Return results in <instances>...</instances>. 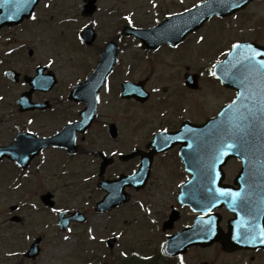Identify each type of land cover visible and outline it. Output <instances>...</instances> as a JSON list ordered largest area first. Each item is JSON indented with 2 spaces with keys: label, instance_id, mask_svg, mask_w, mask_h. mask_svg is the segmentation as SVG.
Here are the masks:
<instances>
[{
  "label": "flooded vegetation",
  "instance_id": "flooded-vegetation-1",
  "mask_svg": "<svg viewBox=\"0 0 264 264\" xmlns=\"http://www.w3.org/2000/svg\"><path fill=\"white\" fill-rule=\"evenodd\" d=\"M42 1L35 4L29 18L0 29V46L14 45L10 51L2 52L7 64L24 62L26 26L31 28L39 21ZM79 1L78 12L71 9L75 16L84 20L81 22L83 25L76 26L73 31L79 32L83 28L94 31L91 45L81 44L86 52L93 53V59L105 53L107 60L112 61L111 71L105 77L95 75L92 78L93 67L87 64L84 74L68 86H62L60 75H55L57 82L51 88H39L32 93V101L38 104L34 109L18 110L20 119L15 125L3 126L0 121V146L9 145L16 134H22L19 155L23 166L8 158L0 161L2 168L6 169L4 181L0 183L1 188L5 186L3 191L9 193L11 187L17 185L19 189L28 188V192L34 193L39 202L41 195L49 193L56 204L54 191L58 175L69 172L68 176L72 177L73 172H80V184L87 189V196L90 198L97 194L93 200L95 203L105 195L101 182L114 179L117 182V197L126 199L107 212L115 213L120 223H126V226L118 228L117 245L121 243L123 233H128L129 226L133 228L130 233L135 231L148 239V244L143 246H136L135 243L136 248L130 251L139 257L133 255L130 264H264V243H261L264 183H254L258 179L253 176L243 179L246 191L242 198L237 199L242 201L239 204L246 211L245 223L229 224L235 215L224 205L212 210V213L218 214L220 229L229 235L231 245L238 244L233 239H237L238 235L251 238L243 243V248L231 250L214 240L206 246L198 244L202 237H216V233H203L200 224L205 219L204 228H209L210 216L202 215L201 203L194 208L180 205L176 197L182 185L193 175L195 178L188 183L187 189L201 190L209 187L214 180L212 177L218 174V166L224 158L216 154L213 157L212 146L203 144V140L208 138L204 137L207 132L213 133L215 152L220 150L218 141L231 142L237 138L230 128L233 121H213L207 129L202 127L206 123L202 114L209 107L206 117H215L223 105L232 102L235 97L233 86L222 85L210 74V70L225 56L230 45L229 41L214 37L215 24L226 22L239 12L222 17L213 15L199 28L182 37L178 32L185 30L186 25L180 19L170 17L204 0H140L141 7L132 0L128 12L131 23L127 20L123 22V9L118 0H113L110 7H106V0ZM257 1L250 2L248 6ZM10 3L16 4L15 0ZM32 15L37 19L33 20ZM125 27L163 29L166 35L156 34L148 42L134 35H124ZM202 36L204 40L200 41ZM108 44L113 47L110 45L105 51ZM260 44L264 46V35ZM20 76L17 82L19 94L27 89L23 75ZM80 81L84 84L83 98H69V92ZM203 88L207 90L205 94H202ZM93 106L95 108L91 112ZM83 110H87L86 115L90 119H86L87 125L82 132L71 128L59 137L56 142L59 146L43 144L42 140L54 136L66 124L78 121ZM21 146L26 150H21ZM239 149L240 146L232 148V155ZM148 153L152 154V164L147 178L139 185L137 175L142 172L140 161ZM104 162L106 164L100 175ZM72 166L79 171L72 170ZM221 172V183L233 188L238 186L235 179L244 173L237 156L225 159ZM259 172L264 173V169ZM9 175L13 179L8 180ZM78 184L76 182V186ZM193 222L197 225L193 233L184 235V250L179 254H165L164 241ZM155 239L158 240L156 247H152L150 244ZM149 247L151 252L142 251Z\"/></svg>",
  "mask_w": 264,
  "mask_h": 264
},
{
  "label": "rangeland",
  "instance_id": "rangeland-1",
  "mask_svg": "<svg viewBox=\"0 0 264 264\" xmlns=\"http://www.w3.org/2000/svg\"><path fill=\"white\" fill-rule=\"evenodd\" d=\"M112 1L106 0V7H110ZM118 1L123 9L122 12L131 10L132 0ZM135 1L141 7L140 0ZM47 2L49 6L45 8L44 3L46 5ZM42 5V11L38 12L39 21L33 23L31 28L26 26L25 60L19 65L17 63L14 65L19 66L23 72H33L34 65L38 62L44 63L51 60L53 69L57 75H60L62 86H66L79 75H83L86 70L84 62L90 64L93 59L92 52H86L75 44L71 32L73 22L62 23L64 18L71 16V8L78 12L80 1L43 0ZM83 20L80 16L74 24L78 25ZM263 35L264 2H255L247 10L239 13L234 20L218 21L214 26V37L218 36L222 41L233 39L262 41ZM4 49L0 47V51ZM29 49H33L32 55H28ZM11 60L12 57L9 61L11 62ZM9 64L13 65V63ZM4 66L0 62V95H3V98L0 99V121L3 126L10 127L13 125L11 122L17 116L13 103L19 88L13 84H10V87L4 86L6 81L1 77V68ZM206 92L207 90L203 88L202 94ZM208 96L209 98L213 97V95ZM209 109V107L206 109V114ZM78 165L79 161L76 166ZM161 166L164 165L161 164ZM72 170L79 171V168L72 166ZM5 171L6 169L0 168L2 173L0 183L4 181L3 173ZM73 174L72 177L68 176L69 172L59 174L56 181L57 188L54 191L57 209H79L87 214V222L71 224V231H61L56 222V215L44 211L35 194L28 192V188L15 189L5 193L3 191L5 186L3 185L2 188L0 186V264H102L101 261L103 264H117L118 259L122 257L119 248L121 249L123 244H125V246L123 245L125 248L135 247V243H137L136 246L148 244V239L144 236L135 231L130 233L129 230L133 228L129 226L127 227L128 233L124 232L122 235L120 245L108 250L103 238L118 231L121 226H126V223H120L115 219L114 213H110V216L95 213L93 200L96 199L97 194L95 193L89 198L87 189L81 187L80 172H73ZM10 179L9 175L8 180ZM76 182H79L78 186H76ZM65 183H67L66 186ZM70 183L73 186H69ZM27 200L34 201L35 206L28 203L19 207L18 214L23 218V222L14 224L7 221L9 205H19ZM38 235L43 236L40 255L34 260L25 259L22 252ZM92 236H95L96 239H91ZM157 241L153 240L150 245L156 247ZM151 249V247L148 250L144 248L142 251L151 252Z\"/></svg>",
  "mask_w": 264,
  "mask_h": 264
},
{
  "label": "snow or ice",
  "instance_id": "snow-or-ice-1",
  "mask_svg": "<svg viewBox=\"0 0 264 264\" xmlns=\"http://www.w3.org/2000/svg\"><path fill=\"white\" fill-rule=\"evenodd\" d=\"M11 0H0V6H3L4 4L10 3ZM38 2V0H15L16 7L15 11L8 17V19L14 18L15 15L22 12L28 4ZM223 2V0H222ZM48 7L49 5H45ZM155 7V5H153ZM231 7H236L238 5L233 4L230 5ZM31 18L33 20H36V16L32 15ZM125 19L128 21V23H131V19L129 17H125ZM87 27V25H86ZM204 37H200V41H203ZM198 41V42H200ZM242 47H246L245 53L242 55L241 59L238 61L240 66L244 69V74L240 78V82L242 85L246 84L249 81L250 77L258 78V80L264 84V59L257 60V57H264V52H260L257 49L253 48L251 45H241L239 43H233L231 45L232 49L239 50ZM216 65H213V68H215ZM212 76H215V71H212L210 73ZM139 91V90H136ZM140 95H144L143 92H139ZM259 103L260 107L257 108L255 111L252 108H248L247 105H244V112H241L240 109H236V113L238 115L235 116L234 122L232 123V127L237 130V132H243L246 129L251 128L252 123L255 121H259L260 126L264 128V88H261L259 92ZM2 99V97H0ZM97 100H99V97H97ZM236 105V101H233L231 105H229V109H233V107ZM259 113V115H258ZM29 123H32V121H29ZM179 139V137H177ZM191 147V145H189ZM238 145L235 141L229 143L227 140H225L221 146H220V155H224V148H236ZM21 150H26L24 146H21ZM115 155V153H113ZM221 195H231L234 199L240 196V193H226L221 192ZM71 231V229H69ZM91 231V230H90ZM261 243H264V232L261 233ZM65 239H68V237H65ZM91 239L95 240L96 237L92 236Z\"/></svg>",
  "mask_w": 264,
  "mask_h": 264
},
{
  "label": "water",
  "instance_id": "water-1",
  "mask_svg": "<svg viewBox=\"0 0 264 264\" xmlns=\"http://www.w3.org/2000/svg\"><path fill=\"white\" fill-rule=\"evenodd\" d=\"M234 1L238 2V3H240V2H242V3L238 4V3L234 2V4H236L238 6L230 7L233 10L242 7L244 5V3L247 2V0H234ZM32 5H33V3H32ZM32 5L31 6H27L26 9L24 11L18 13V15L21 16V17L27 16L30 8L32 7ZM205 5H201V7L204 8V7H210L211 6L209 2H207ZM2 16L8 18L9 17V12H5L4 14H2ZM101 63H102V61L100 60L99 67H100ZM99 74H100V72L98 70H96L93 75H99ZM47 197L48 196H46L44 198H47ZM116 203H117V200L114 199V196H111V197L106 198L104 201H101V202L97 203L96 209L99 210V211L105 210V209L108 210L113 205H115ZM76 219L81 221V220H83V217L82 216L81 217L77 216ZM66 223H67V220L61 221V226L63 228L66 227ZM39 240H40V238L36 239L35 243L31 246V249L25 254L26 256L34 257L38 253V250H39L38 249V242H39Z\"/></svg>",
  "mask_w": 264,
  "mask_h": 264
}]
</instances>
